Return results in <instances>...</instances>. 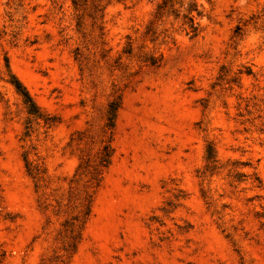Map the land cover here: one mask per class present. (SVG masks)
Segmentation results:
<instances>
[{
	"label": "rangeland",
	"instance_id": "obj_1",
	"mask_svg": "<svg viewBox=\"0 0 264 264\" xmlns=\"http://www.w3.org/2000/svg\"><path fill=\"white\" fill-rule=\"evenodd\" d=\"M189 1L0 0V264H264V0Z\"/></svg>",
	"mask_w": 264,
	"mask_h": 264
},
{
	"label": "trees",
	"instance_id": "obj_2",
	"mask_svg": "<svg viewBox=\"0 0 264 264\" xmlns=\"http://www.w3.org/2000/svg\"><path fill=\"white\" fill-rule=\"evenodd\" d=\"M168 1H170V0H165V2H168ZM195 14L200 15V11H199L196 3L193 0H190L188 2L186 17L188 18V20L190 22V26L194 29H195V24H194L195 23L194 22ZM15 82H16V86L18 89L22 88V85L18 80H16ZM23 90H24L23 91L24 95L30 100V96H29L28 92L25 89H23Z\"/></svg>",
	"mask_w": 264,
	"mask_h": 264
}]
</instances>
